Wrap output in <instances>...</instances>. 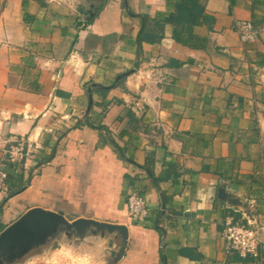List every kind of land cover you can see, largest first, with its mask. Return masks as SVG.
Here are the masks:
<instances>
[{
	"label": "crops",
	"instance_id": "obj_1",
	"mask_svg": "<svg viewBox=\"0 0 264 264\" xmlns=\"http://www.w3.org/2000/svg\"><path fill=\"white\" fill-rule=\"evenodd\" d=\"M175 1L0 0V168L23 182L0 192L1 226L39 206L124 224L117 264H264V251L240 257L221 236L232 209L264 241V212L251 213L263 187L264 0H197L205 17L184 35L197 48L172 38ZM238 20L256 41L239 39ZM20 138L39 148L7 163ZM221 182L247 210L216 198ZM130 192L146 202L143 221L127 215ZM73 246L103 264L100 245Z\"/></svg>",
	"mask_w": 264,
	"mask_h": 264
},
{
	"label": "water",
	"instance_id": "obj_2",
	"mask_svg": "<svg viewBox=\"0 0 264 264\" xmlns=\"http://www.w3.org/2000/svg\"><path fill=\"white\" fill-rule=\"evenodd\" d=\"M126 74L117 75L116 80ZM87 93L90 98L89 89ZM225 186L226 183H220L216 198L247 210V203L229 193ZM61 241L77 247L100 245L103 264H117L126 246L127 228L124 224L85 217L68 220L57 211L33 206L0 230V264H23L32 256L58 249Z\"/></svg>",
	"mask_w": 264,
	"mask_h": 264
},
{
	"label": "built area",
	"instance_id": "obj_3",
	"mask_svg": "<svg viewBox=\"0 0 264 264\" xmlns=\"http://www.w3.org/2000/svg\"><path fill=\"white\" fill-rule=\"evenodd\" d=\"M234 26L242 42L257 40V29L250 21L238 20ZM38 148L36 143L31 144L20 138L3 149V156L7 162L18 164L29 152ZM5 179L6 172L0 168V192L6 190ZM125 201L128 217L136 222L143 221L147 215V206L143 196L137 192H130ZM221 236L226 248L236 251L240 257H257L264 251V241L259 238L258 232L248 224L244 225L234 220L231 216L224 218Z\"/></svg>",
	"mask_w": 264,
	"mask_h": 264
},
{
	"label": "trees",
	"instance_id": "obj_4",
	"mask_svg": "<svg viewBox=\"0 0 264 264\" xmlns=\"http://www.w3.org/2000/svg\"><path fill=\"white\" fill-rule=\"evenodd\" d=\"M200 17L204 19L205 16L202 13V6L198 3L197 0H176L173 4V11L168 14L165 20L173 25L172 38L174 40L179 41L182 44H186L190 48H197L200 46V44H197L195 39H185L184 35L190 34L192 25L199 22ZM144 38L145 36L142 34L138 36L137 47H139L141 40H143ZM14 175L15 174L13 173V167L6 171L5 184L7 195L3 200H6V198L13 196V194L18 192L23 185L21 178H19V176L14 177ZM163 176L166 177L167 173H165V175ZM154 179L156 180V178ZM229 212L234 220L247 225V220L245 218L239 219L240 213H235L232 209H230ZM2 228L3 226L0 225V230Z\"/></svg>",
	"mask_w": 264,
	"mask_h": 264
},
{
	"label": "rangeland",
	"instance_id": "obj_5",
	"mask_svg": "<svg viewBox=\"0 0 264 264\" xmlns=\"http://www.w3.org/2000/svg\"><path fill=\"white\" fill-rule=\"evenodd\" d=\"M7 162V161H6ZM9 163V162H7ZM6 167H2L3 170L6 172L7 170V165H5ZM262 185L263 187H261L259 189L260 192L256 193L257 195H259L257 197V199H259L258 204H259V210H251L253 211H260L264 212V157H263V161H262ZM3 193L5 195H7V190H4ZM12 210L13 206L9 205L8 210ZM61 246L55 250L56 254L53 256L54 258H52V262L50 261L49 263H46L44 260L46 258L42 257L43 253L39 255H35L37 256L35 258V256L31 257L33 258V260H37L36 263L37 264H98L95 259H94V255L90 254L89 251H82V250H78L76 247H74L73 245H68V243L66 241H61ZM41 258V259H40ZM27 261V262H26ZM25 261V264H31V260L27 259Z\"/></svg>",
	"mask_w": 264,
	"mask_h": 264
}]
</instances>
